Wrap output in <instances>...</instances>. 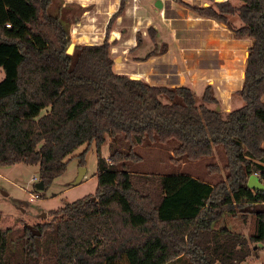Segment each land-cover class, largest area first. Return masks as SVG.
Returning <instances> with one entry per match:
<instances>
[{
	"label": "trees",
	"instance_id": "1",
	"mask_svg": "<svg viewBox=\"0 0 264 264\" xmlns=\"http://www.w3.org/2000/svg\"><path fill=\"white\" fill-rule=\"evenodd\" d=\"M52 2L0 0V166L38 165L46 189L83 146L85 166L95 143L98 186L95 196L52 210L36 228L41 236L26 225L0 228V264H244L264 245V191L247 186L256 173L264 183V0L188 5L252 41L239 91L244 106L226 115L208 107L217 104L210 86L199 106L188 86L116 74L107 41L67 53L71 35L49 13ZM123 11L122 3L108 33ZM171 142L179 162L221 148L225 179L212 185L137 170L138 146ZM227 216H251L248 236L219 226Z\"/></svg>",
	"mask_w": 264,
	"mask_h": 264
},
{
	"label": "rangeland",
	"instance_id": "2",
	"mask_svg": "<svg viewBox=\"0 0 264 264\" xmlns=\"http://www.w3.org/2000/svg\"><path fill=\"white\" fill-rule=\"evenodd\" d=\"M161 1L164 3L165 16L171 20V27L153 26L155 22L148 24L146 20L145 24L143 21L135 22L133 21V16L130 14V16L115 20L112 32L108 33V24L105 26L104 23L106 22V17L102 18L98 16L99 10L93 8H89L92 12L91 15L88 14L89 10L84 11L81 0H53L49 13L53 16H60L62 23L69 29L72 43L90 45L103 44L107 41L111 47L110 53L114 61V71L116 74L139 77L154 85L158 84L167 87L188 86L194 91L199 106L205 104L204 96L206 95L207 87L210 86L211 93L216 99L217 104H209L208 107L220 109L219 111L224 115L243 107L244 101L239 96V91L243 86L247 62L246 56L252 41L243 39L245 41L244 44L234 43V46H236L234 49L238 54L234 58H227L228 65L224 69H231V76L229 77V83L224 82V78L227 77L223 76L220 72L222 60L215 54L216 51L214 50L216 40L222 37L211 35L207 28L205 30L203 24L190 27L186 24H181L183 22L178 20L180 19L179 13L181 11L187 13V15L193 14L191 16L193 18L197 19L199 17L191 11L188 5H184L182 2L196 5L195 7H203L213 6L215 0ZM231 1L235 5L240 4L239 0ZM127 6L125 4L124 8L127 9ZM174 7L178 9L177 12L173 9ZM85 12L87 13L86 17H84ZM123 12V15H125V11ZM96 16L100 18L96 19ZM232 21L236 27L242 25L239 17H234ZM215 24L217 23L215 22ZM135 25L141 26L136 33L134 30ZM222 25L226 27V25ZM103 26L105 27L103 28ZM155 27L159 30L155 29ZM168 28L176 31L179 47H182L184 51H179L175 45L173 47L168 46L169 44H166L163 40L165 37L161 36V34L165 33V29L169 31ZM113 31L119 32V40L113 36ZM138 32H140L143 38L141 43L134 42L138 38ZM205 32L206 34H204ZM234 40L237 39L234 38ZM226 47L233 48V45L227 44ZM123 49L126 52L122 55ZM186 50L188 51L186 52ZM151 51H154L155 54H163L166 51L171 53L168 58L155 60V63L151 59L147 62H142L141 60L147 59ZM173 53L179 54L180 64L182 62L183 69H179L177 61L172 62ZM184 56L187 61H184ZM162 63L167 65L169 69L157 66ZM153 66H157L155 67L157 68L156 71L164 69L165 71L162 73H166V79L164 78L165 76L159 75L158 72H156L157 75L153 76L151 74L153 73L151 69ZM170 66L172 69H170ZM187 66H189V69L186 68ZM175 69H179V71L176 70L175 72ZM242 79L243 81L241 82ZM162 100L168 102L165 98H162ZM110 143L111 138L107 135L106 142L101 148L102 155L106 159H108L110 154ZM174 145L171 142L170 144L162 145L145 144L138 146L136 151L141 156L142 161L139 163L137 170L142 174L151 175L185 173L209 182L212 185L225 179V171L222 169L224 161L222 155L218 153V151H222L221 148H218L212 157L203 158L198 161L179 162L173 157ZM85 149L86 146L78 149L71 157L66 171L44 190L36 188V185L40 182L38 165L20 163L11 166H0V228L4 230L8 228L20 229L26 225L31 230H37L38 225L51 220L50 212L52 210L59 209L66 203H71L87 196H95L98 186L97 147L95 143L89 147L85 154V166H80L81 155ZM214 165L218 166L217 171L214 169ZM81 169H84L85 172L80 184L77 185L76 182L80 177ZM45 214L46 217H43ZM222 225H227L231 230L248 236L252 228V218L251 216H248L246 219L241 216H227V218L220 221L219 226ZM250 246L255 247L256 245L250 244ZM257 247L256 252L244 264H264V245L259 244Z\"/></svg>",
	"mask_w": 264,
	"mask_h": 264
},
{
	"label": "crops",
	"instance_id": "3",
	"mask_svg": "<svg viewBox=\"0 0 264 264\" xmlns=\"http://www.w3.org/2000/svg\"><path fill=\"white\" fill-rule=\"evenodd\" d=\"M65 1H69V0H65ZM105 1H106V4H105ZM125 1H126V3H125ZM223 1H226V0H215L214 2H223ZM72 2H75V1H72ZM81 2H82V7H83L84 11H88L89 8H93V9L99 10L100 13L97 14V15L101 16L102 18L106 17L105 21L107 23L104 22L105 26H106V24H108L109 20L113 17V15L119 10L121 4L123 3L124 6H125V4L128 5L127 9L124 8L126 16L123 15V13H124L123 12L118 18L122 19L124 17L130 16V14H131L133 16V21H135V22L143 21V23H144L145 20H146V21H148V24H153L155 22L153 26H159V27L160 26H165L166 28L167 27H171V20L167 19V17L165 16V12H164L165 7H164V3L161 0H81ZM103 3H104V5H103ZM182 3L184 5H189V4L184 3V2H182ZM190 6H194V5H190ZM173 9L175 10V12L178 11V9H176L175 7ZM91 12H92V10H89L88 14L91 15ZM84 15H85L84 17H86L87 13L85 12ZM179 15H180V19H178V20L183 22L181 24H186V25H188L190 27H195V26H198L200 24H203V26H205V30L207 28L208 32H210L211 35H213L215 37H217V36H219V37L221 36L222 37V38H219V39L216 40L214 50L216 51L215 54L218 57H220V59L222 60V61L220 60L221 61V68H222V69H220V72H221V74L223 76L227 77V78H224V80H225L224 82H228L229 83L230 82L229 81L230 80L229 77L231 76V69H224L228 65L227 64V60H228L227 58L228 57L229 58H234L235 55L238 54L237 51L234 49V48H236V46H234L235 45L234 43H238V44L242 43V44H244L245 41H243V39L234 40V36H233V33L231 32V30H229L227 27H223V25L221 23H219V22H217L215 20L201 18V17H198L196 19V18L191 17V16H193V14L192 15H190V14L187 15V13H184L183 11H181L179 13ZM95 18L99 19L100 17L96 16ZM215 22L217 24H215ZM105 26H103V28ZM139 27H141V26L135 25V28H134L135 33H136L137 30H139ZM155 29H157V28L155 27ZM157 30H159V29H157ZM174 31L175 30H173V29H169V31H167V29H165V33L161 34V36L163 35V37H165V38H163V40L166 42V44H169L168 46L173 47L175 45L176 48H178L179 51L182 52V51H184V49L182 47H179V39L177 37L176 31L175 32ZM158 32L160 33V31H158ZM204 34H206V32ZM73 35H75V34L73 33ZM156 35L159 37V35L157 33H156ZM113 36L118 38V40L120 39L119 32H117V31H113ZM137 36H138V38H136V40L134 42L137 41L138 43H141V40H143V38L141 37L140 32L137 33ZM223 37H225V38H223ZM172 39H173V42H172ZM229 40L231 42H227ZM245 40H247V39H245ZM165 42H163V43H165ZM224 43H225V45H224ZM230 43H232V44H230ZM72 44L75 45V46L79 45V44H76V43H72ZM227 44L233 45V48H227L226 47ZM90 45H100V44H90ZM124 50L125 49H123V51L121 52L122 55H123V53L126 52ZM199 50H201V49H199ZM187 51L188 50H186V52ZM170 53L171 52H167L166 51L163 54L162 53L155 54L154 51H151L150 54L147 56V59L141 60V61L142 62H147L148 60L151 59V61H153V63H155V60H163L166 57L168 58ZM245 55H246V53H245ZM172 57H173V61L172 62H176L177 61L178 65H179V69H183L182 65H181L182 62L180 64L179 54L173 53ZM246 57H248V54H247ZM224 58H225V60H224ZM184 61H187L185 56H184ZM157 66H163L164 69H169L167 67V65H165L163 63L161 65H157ZM157 66L151 67V69L153 70V73H151V74L153 76H155V75H157L156 72H158L159 75H162L163 77L165 76L164 78L166 79V73L165 72H164L165 74L162 73L165 70L162 69L160 71H156L157 68H155V67H157ZM186 68L189 69V66H187ZM170 69H172V67ZM179 69H175V72H176V70L179 71ZM0 72H1V70H0ZM175 72H171V73H175ZM131 78L132 79H141L139 77H131ZM210 81H211V79H210ZM242 81H243V79L241 80V82ZM150 85L155 86V87L164 86V85H158V84H156V85L150 84ZM173 87H179V86H173Z\"/></svg>",
	"mask_w": 264,
	"mask_h": 264
},
{
	"label": "water",
	"instance_id": "4",
	"mask_svg": "<svg viewBox=\"0 0 264 264\" xmlns=\"http://www.w3.org/2000/svg\"><path fill=\"white\" fill-rule=\"evenodd\" d=\"M74 48H75V45H71L70 48L68 49L67 53L69 54H73V51H74ZM220 109H218L219 111ZM84 172L85 170L84 169H81V174H80V177L79 179L77 180L76 184H80L83 176H84ZM248 188L253 190V191H264V183L260 180L259 176L258 175H252L250 176L249 180H248V184H247ZM36 188L38 190H44L45 189V185H44V182L43 181H40L37 185H36ZM43 217H46V214L43 216ZM32 233L36 236H41V233L38 231V230H34L32 229Z\"/></svg>",
	"mask_w": 264,
	"mask_h": 264
},
{
	"label": "built area",
	"instance_id": "5",
	"mask_svg": "<svg viewBox=\"0 0 264 264\" xmlns=\"http://www.w3.org/2000/svg\"><path fill=\"white\" fill-rule=\"evenodd\" d=\"M8 27L10 26V25H7ZM3 77V75H2V73L0 72V78H2ZM255 175H258V173H256Z\"/></svg>",
	"mask_w": 264,
	"mask_h": 264
}]
</instances>
